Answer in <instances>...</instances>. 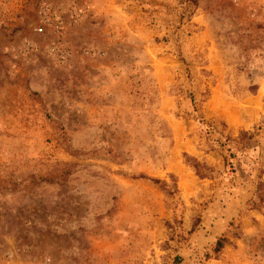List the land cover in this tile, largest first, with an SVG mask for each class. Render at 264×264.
Returning a JSON list of instances; mask_svg holds the SVG:
<instances>
[{"label": "rangeland", "instance_id": "obj_1", "mask_svg": "<svg viewBox=\"0 0 264 264\" xmlns=\"http://www.w3.org/2000/svg\"><path fill=\"white\" fill-rule=\"evenodd\" d=\"M259 183L264 0H0V264H264Z\"/></svg>", "mask_w": 264, "mask_h": 264}, {"label": "trees", "instance_id": "obj_2", "mask_svg": "<svg viewBox=\"0 0 264 264\" xmlns=\"http://www.w3.org/2000/svg\"><path fill=\"white\" fill-rule=\"evenodd\" d=\"M248 139L249 138H248L247 134L242 133L240 139L238 140V143L241 144L244 141V144H247V145H244L243 148H246L249 145ZM187 160H188V162H191L190 165L194 169L196 176H198L201 179L211 177V173L213 172L212 169H210L204 165H201L200 163H198L197 161H195L193 159L188 158ZM258 190H259L258 195H259V198L261 201L262 197H264V183L258 184ZM252 205H253V207L258 206V204L256 205V203H252ZM221 245H222V241L219 240L216 243V246H217L216 251H217V249L221 248Z\"/></svg>", "mask_w": 264, "mask_h": 264}]
</instances>
